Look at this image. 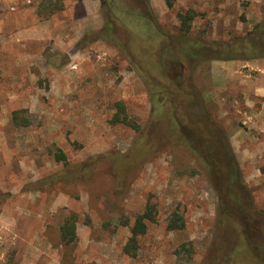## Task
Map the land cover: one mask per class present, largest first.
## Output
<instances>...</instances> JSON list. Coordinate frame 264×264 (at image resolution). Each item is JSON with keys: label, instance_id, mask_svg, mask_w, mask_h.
<instances>
[{"label": "rangeland", "instance_id": "rangeland-1", "mask_svg": "<svg viewBox=\"0 0 264 264\" xmlns=\"http://www.w3.org/2000/svg\"><path fill=\"white\" fill-rule=\"evenodd\" d=\"M50 1L61 9L48 16ZM0 9V264H204L209 257L216 197L205 177L177 173L182 157L162 134L152 136L161 145L156 156L125 172L119 183L108 160L73 178L84 161L125 154L133 144L132 128L110 122L116 103L142 128L150 123L140 65L152 77L147 68L162 63L168 78L184 67L179 81L215 113L264 209V134L246 121L251 110L243 86L260 73L216 68L220 61L192 69L181 54L189 41L231 42L257 24L264 30V0H0ZM188 10L194 18L182 38L178 14ZM40 30L45 39L38 42ZM251 98L258 108L259 97ZM18 109L28 110V127L11 124ZM56 152L65 155L66 165L54 161ZM63 174L71 180L46 181ZM148 202L157 206V223L131 258L122 251L129 230L104 223L117 225L123 217L132 223ZM173 211L183 215L184 230H165ZM70 213L78 215L77 240L67 248L56 231ZM189 241L195 254L187 262L174 252Z\"/></svg>", "mask_w": 264, "mask_h": 264}, {"label": "trees", "instance_id": "trees-1", "mask_svg": "<svg viewBox=\"0 0 264 264\" xmlns=\"http://www.w3.org/2000/svg\"><path fill=\"white\" fill-rule=\"evenodd\" d=\"M50 3L48 16L61 9L58 1ZM38 14L41 13L37 9ZM138 16L145 18V15ZM193 18L191 10L178 14L180 37L187 36ZM243 38L235 37L231 42L199 44L189 41L181 54L190 61L192 69L211 61L250 62L264 59V30L260 24L254 26L244 40ZM242 46L246 49H242ZM169 49L164 51L171 54ZM146 71L154 76H147L142 65L136 67L151 103L148 126L142 128L131 121L123 103H116V112L110 122L132 128L136 134L133 144L125 154L112 153L109 157L84 161L75 167L73 178H84V173H93L101 161L108 160L109 173L115 183H119L125 172L146 164L156 156V151L161 145L153 141L152 136L156 133L162 134L174 148L175 156L178 154L182 157L177 173L190 178L198 175L205 177L216 197L213 240L209 257L205 259L204 264H264V209L258 206L245 182L225 129L217 122L215 113L208 108L209 104L201 94L193 91V87L186 89L183 81H179L180 75L177 77L172 73L168 78L162 63L147 68ZM161 72L167 82H162ZM28 113L27 109L13 111L11 124L15 127H28L31 124ZM163 124L166 126L163 127ZM53 157L55 162H63L66 165V157L62 152H56ZM70 177L63 174L52 176L46 181L55 184L58 181L71 180ZM157 216L156 204L148 202L132 223L123 217L117 219V225L109 221L104 223V227L113 225L127 228L129 237L122 251L123 254L136 258L140 251V239L147 234L151 224L157 223ZM77 222L78 215L75 213H70L61 221L56 237L62 247L68 248L76 243ZM185 226L183 215L177 211L171 212L165 220L167 232H179L184 230ZM174 254L177 258L191 261L195 254L192 242L179 244Z\"/></svg>", "mask_w": 264, "mask_h": 264}, {"label": "crops", "instance_id": "crops-1", "mask_svg": "<svg viewBox=\"0 0 264 264\" xmlns=\"http://www.w3.org/2000/svg\"><path fill=\"white\" fill-rule=\"evenodd\" d=\"M45 39L44 34L40 31H38V42L43 41ZM221 66H216V68H221L225 70L233 69V68H243L247 69L248 71H257L260 73V78L258 76V79H252L248 82H240L241 85L246 88L248 86V90L244 93L247 94L248 100L246 101V106L251 110L248 115H246V121L252 124L253 127H256L258 131L262 132L264 134V80H261L264 76V62L260 61H251V62H245V63H239V61H220L217 62ZM241 65V66H240ZM227 75H229L227 73ZM232 73H230L229 78H231ZM228 79V76H227ZM257 80H260L258 82ZM246 81V80H245ZM259 97L260 99V106L258 108L253 107L254 102L251 97ZM246 123V122H244ZM232 141V140H231Z\"/></svg>", "mask_w": 264, "mask_h": 264}, {"label": "flooded vegetation", "instance_id": "flooded-vegetation-1", "mask_svg": "<svg viewBox=\"0 0 264 264\" xmlns=\"http://www.w3.org/2000/svg\"><path fill=\"white\" fill-rule=\"evenodd\" d=\"M108 28H110L109 24H108ZM177 74L180 75V77L185 76V70H184V67L183 66H181L180 71ZM177 74L174 73V75H177Z\"/></svg>", "mask_w": 264, "mask_h": 264}]
</instances>
